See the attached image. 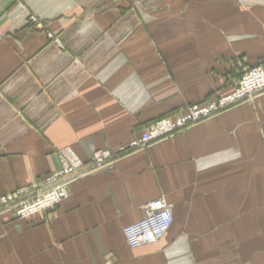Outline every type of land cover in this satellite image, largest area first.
I'll return each instance as SVG.
<instances>
[{"label":"crops","instance_id":"crops-1","mask_svg":"<svg viewBox=\"0 0 264 264\" xmlns=\"http://www.w3.org/2000/svg\"><path fill=\"white\" fill-rule=\"evenodd\" d=\"M255 66L264 0H0V202L81 165L52 210L0 207V264H264V95L130 149ZM157 199L172 227L131 249Z\"/></svg>","mask_w":264,"mask_h":264},{"label":"built area","instance_id":"built-area-1","mask_svg":"<svg viewBox=\"0 0 264 264\" xmlns=\"http://www.w3.org/2000/svg\"><path fill=\"white\" fill-rule=\"evenodd\" d=\"M262 90H264V69L250 70L228 96L202 106H190L177 118L156 122L146 130L138 142L130 146V149L147 148L155 142L182 133L220 111L247 100L253 102L255 95ZM110 158V153L94 154V159L99 165H104ZM62 163L63 168L60 172L2 198L0 207L13 211L17 218L26 219L39 213H46L66 201L69 198L71 183L80 175L81 165L69 155H63ZM143 212L144 218L140 222L124 230L126 243L131 249L157 244L168 233L174 221L172 207L164 199H157L147 204Z\"/></svg>","mask_w":264,"mask_h":264},{"label":"rangeland","instance_id":"rangeland-1","mask_svg":"<svg viewBox=\"0 0 264 264\" xmlns=\"http://www.w3.org/2000/svg\"><path fill=\"white\" fill-rule=\"evenodd\" d=\"M257 68H261V69H264V68H262V67H251V68H247V69H245L243 72H242V74H240V78H239V80H238V82L239 81H241L242 80V78L250 71V70H253V69H257ZM237 82V83H238ZM235 88H236V86L234 87V90H235ZM233 90V91H234ZM232 91V92H233ZM231 92V93H232ZM230 93V94H231ZM229 95V94H228ZM227 95V96H228ZM262 95H264V90H262L261 92H259V93H257L256 95H255V97H254V101L258 98V97H260V96H262ZM226 97V96H225ZM224 98V97H223ZM219 100V99H218ZM253 101V102H254ZM211 102H213V101H210V102H208V103H211ZM249 102H251L250 100H247V101H245V102H241V103H239V104H237V105H235V106H238V105H240V104H243V103H249ZM196 106H198V105H196ZM235 106H233V107H235ZM233 107H231V108H233ZM231 108H228L227 110H229V109H231ZM224 111H226V110H224ZM221 112H223V111H220L219 113H221ZM218 113V114H219ZM202 122V121H201ZM195 125V124H194ZM193 126V125H192ZM187 130V129H186ZM52 210V209H51ZM5 211H7V212H11V213H13V211H11V210H5ZM14 214V213H13ZM17 218V217H16ZM17 219H19V220H22V219H20V218H17Z\"/></svg>","mask_w":264,"mask_h":264},{"label":"bare ground","instance_id":"bare-ground-1","mask_svg":"<svg viewBox=\"0 0 264 264\" xmlns=\"http://www.w3.org/2000/svg\"><path fill=\"white\" fill-rule=\"evenodd\" d=\"M76 183V182H75ZM71 190V189H70Z\"/></svg>","mask_w":264,"mask_h":264}]
</instances>
